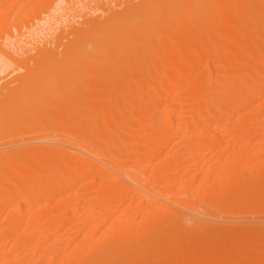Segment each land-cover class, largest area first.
<instances>
[{
	"label": "bare ground",
	"instance_id": "obj_1",
	"mask_svg": "<svg viewBox=\"0 0 264 264\" xmlns=\"http://www.w3.org/2000/svg\"><path fill=\"white\" fill-rule=\"evenodd\" d=\"M14 65L41 77L0 87V141L47 123L87 147L2 146L23 177L0 187V264H264V223L211 222L264 213V0H0ZM228 134L247 142L199 202L157 190Z\"/></svg>",
	"mask_w": 264,
	"mask_h": 264
},
{
	"label": "rangeland",
	"instance_id": "obj_2",
	"mask_svg": "<svg viewBox=\"0 0 264 264\" xmlns=\"http://www.w3.org/2000/svg\"><path fill=\"white\" fill-rule=\"evenodd\" d=\"M15 70H7L0 73V87H4V85L8 84L13 80H23L27 81V83H35L41 77V73L37 71H31L29 68H19L17 65H14ZM3 99V97H1ZM54 127L51 124L47 123H36L31 126H26L25 128L18 129L12 133H10V137L3 139L0 141V152H6L8 149L4 146V144L9 142L19 143L15 148L26 147L34 145L38 141H43L48 145H53L56 142H64L68 139V143H73L75 141L79 142L82 146H86L80 137L70 136L63 133V131H55ZM196 141V140H195ZM246 140H240L234 137L233 134H228L225 139H220L216 143H214L213 147H209L208 144L201 141H196L195 146L197 147L196 156L191 158L187 163V167H192L194 169L193 173L184 175L181 178L180 175H168L160 186L156 187L159 191L169 190L174 193H184L188 192L185 195H181L179 198L181 202L188 204V201L199 202L198 197L202 195L209 187H205L209 185L214 178L216 177L217 171L221 170L222 164H226V158L228 153L233 148H241L245 146ZM257 141H251L248 143L249 156L255 151V144ZM190 144L187 143L184 148H188ZM182 147V141L173 140L169 142V148L171 152L176 151L178 148ZM185 157L189 156L188 151L184 152ZM223 155V157H221ZM211 156H214L212 159ZM7 158V157H5ZM162 158H158L156 162L161 161ZM7 162V160H5ZM211 169V174H208V171ZM257 173V171H256ZM2 179L0 180V187H13L12 185L18 184L19 180L23 175H20L18 172H10L7 169L0 173ZM224 173H219L218 177L222 178ZM26 176V175H24ZM34 176V172L28 174L27 178H32ZM257 175H252L251 177H255ZM192 183L191 186H186L182 181ZM207 184L203 187H199V185L203 181H207ZM192 181V182H190ZM171 195L170 197H172ZM196 199H191V198ZM187 199L188 201H186ZM204 203V202H203ZM17 203L11 202L8 206V211L14 207H17ZM38 207V206H36ZM63 210L59 209L58 213H61ZM213 215L216 216V220H212L213 224L217 225H246L248 223H254L253 221L260 220V223H264V213H250L244 209H234L231 208H222L212 210Z\"/></svg>",
	"mask_w": 264,
	"mask_h": 264
}]
</instances>
